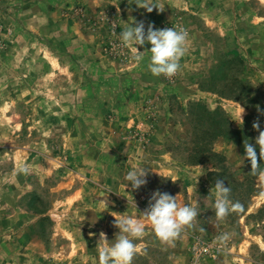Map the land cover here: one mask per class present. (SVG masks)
I'll return each instance as SVG.
<instances>
[{"label":"rangeland","instance_id":"rangeland-1","mask_svg":"<svg viewBox=\"0 0 264 264\" xmlns=\"http://www.w3.org/2000/svg\"><path fill=\"white\" fill-rule=\"evenodd\" d=\"M149 3L0 0V264H98L122 215L146 225L132 264H193L197 238L214 248L195 264H264V175L244 155L264 131V71L241 45H259L264 0ZM139 22L187 29L173 77L150 72V43L140 61L121 46ZM137 164L147 183L125 187ZM217 180L243 211L217 219ZM155 191L198 212L171 242L143 219Z\"/></svg>","mask_w":264,"mask_h":264},{"label":"clouds","instance_id":"clouds-1","mask_svg":"<svg viewBox=\"0 0 264 264\" xmlns=\"http://www.w3.org/2000/svg\"><path fill=\"white\" fill-rule=\"evenodd\" d=\"M131 3L132 0H129ZM136 4L152 11L153 4L149 0H135ZM163 10V9H160ZM122 47L130 49L134 54L133 58L140 61L143 57L140 55L143 51H138L136 45L143 46L146 42L150 43V62L148 68L154 76L163 75L173 77L181 67L180 60L186 53V45L189 39L187 29L183 27L154 29L149 25L145 29L144 23H130L118 35ZM239 113L241 119V113ZM259 123H254L253 128L259 129ZM257 146L259 147V158ZM245 157L251 165V172L254 175H264V131H260L254 144L248 142L244 144ZM146 169L148 167L137 164L129 170L125 176L126 185L131 182L132 189H138L147 183ZM29 165L21 161L18 164L17 172L29 173ZM214 209L217 219L222 220L230 212L243 211V205L239 202H233L230 199L231 189L225 186L223 180H217L214 185ZM143 219L148 221L156 237L163 242L175 240L184 226H190L198 212L195 206L180 204L176 196L166 192L155 191L150 197L149 206L142 213ZM119 229L113 240L106 239L101 233V244L98 249V264H132L134 256L141 252V249L135 243L145 236L146 225L139 218L133 216H120L114 221ZM230 236L227 233L217 237V243L222 247L226 246ZM110 241H112L110 243Z\"/></svg>","mask_w":264,"mask_h":264},{"label":"crops","instance_id":"crops-1","mask_svg":"<svg viewBox=\"0 0 264 264\" xmlns=\"http://www.w3.org/2000/svg\"><path fill=\"white\" fill-rule=\"evenodd\" d=\"M250 15L252 16V17L250 16V19H249V23L251 26L250 29L252 28V29H255L256 31L258 29V32H260L258 34V37H259L258 44L259 45L257 46L256 44H254L252 40L250 42L248 41V43L246 42L247 44H241V45H243V47H245V51L247 53V57L249 58V60L252 61L253 63H256L264 71V63L262 64V62H264V61H262V62L259 61L260 63L255 62L259 58L264 59V54L258 56L259 55L258 52L261 50L260 48H262V45L264 43V31H261L259 29L260 25L264 27V18H259L257 16V14H253V12H251V11H250ZM251 18H252V20H251ZM256 18L258 20H256ZM260 19H262V20H260ZM260 41H263V42H260ZM263 49H264V46H263ZM263 53H264V51H263Z\"/></svg>","mask_w":264,"mask_h":264},{"label":"built area","instance_id":"built-area-1","mask_svg":"<svg viewBox=\"0 0 264 264\" xmlns=\"http://www.w3.org/2000/svg\"><path fill=\"white\" fill-rule=\"evenodd\" d=\"M213 248L212 242L200 238L195 239L191 247L193 264L196 263L198 258L211 254Z\"/></svg>","mask_w":264,"mask_h":264},{"label":"trees","instance_id":"trees-1","mask_svg":"<svg viewBox=\"0 0 264 264\" xmlns=\"http://www.w3.org/2000/svg\"><path fill=\"white\" fill-rule=\"evenodd\" d=\"M239 60H240V61H242L241 59H239ZM207 113H208V114H210V113H211V111H210V110H209V111L207 110ZM215 124H216V122H215Z\"/></svg>","mask_w":264,"mask_h":264}]
</instances>
